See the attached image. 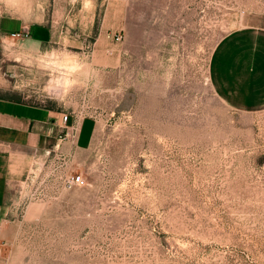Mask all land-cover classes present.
<instances>
[{"label":"rangeland","instance_id":"1","mask_svg":"<svg viewBox=\"0 0 264 264\" xmlns=\"http://www.w3.org/2000/svg\"><path fill=\"white\" fill-rule=\"evenodd\" d=\"M73 2L0 0V12ZM85 6L120 12L123 39L0 40V97L89 114L94 126L76 152L83 186L43 182L38 156L11 188L0 264H264V109L231 108L208 74L217 43L264 0Z\"/></svg>","mask_w":264,"mask_h":264},{"label":"crops","instance_id":"2","mask_svg":"<svg viewBox=\"0 0 264 264\" xmlns=\"http://www.w3.org/2000/svg\"><path fill=\"white\" fill-rule=\"evenodd\" d=\"M86 0H75L70 11H46L23 8L21 16L0 12V40L13 33L29 42L43 46L53 42L64 30L75 42L91 37L95 45L105 46L121 31L120 12L101 9L93 11ZM1 7V6H0ZM209 79L216 94L235 110L256 112L264 109V12L248 10L239 25L223 36L215 46L208 68ZM63 112L56 107L32 104L0 97V211L9 210L11 188L30 172L37 149L53 146L61 133L74 120H63ZM89 130L85 143L86 126ZM94 126L89 118L81 123L79 149L88 148L93 140Z\"/></svg>","mask_w":264,"mask_h":264},{"label":"built area","instance_id":"3","mask_svg":"<svg viewBox=\"0 0 264 264\" xmlns=\"http://www.w3.org/2000/svg\"><path fill=\"white\" fill-rule=\"evenodd\" d=\"M24 34H27V32L23 31L21 33H13L12 36L20 37ZM115 39L116 41H120L123 39V35L121 33H117L115 35ZM71 115H74L73 122L69 125V127H66V131L59 135L56 143L53 146L37 149L34 154V158L40 156L41 164L39 171L41 172L44 167L46 168L43 174V182L52 178L56 181L59 187L68 190L85 184L83 173L75 167V158L81 123L89 116V114L84 115L76 113L75 111L68 112L63 114V120L67 121ZM33 174L34 176L38 175L36 173ZM1 254L2 248L0 247V258Z\"/></svg>","mask_w":264,"mask_h":264}]
</instances>
